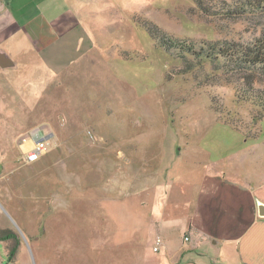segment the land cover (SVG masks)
Wrapping results in <instances>:
<instances>
[{"label":"rangeland","instance_id":"rangeland-1","mask_svg":"<svg viewBox=\"0 0 264 264\" xmlns=\"http://www.w3.org/2000/svg\"><path fill=\"white\" fill-rule=\"evenodd\" d=\"M0 1V264H169L205 174L264 179V75L211 50L264 37V0Z\"/></svg>","mask_w":264,"mask_h":264},{"label":"crops","instance_id":"crops-1","mask_svg":"<svg viewBox=\"0 0 264 264\" xmlns=\"http://www.w3.org/2000/svg\"><path fill=\"white\" fill-rule=\"evenodd\" d=\"M0 33L3 34L1 30ZM260 175L261 178L256 176L253 181H247L242 175H237L240 179L221 176L216 170L205 174L192 197L184 236L187 241L183 238L191 244L169 252L166 242L162 241L167 256L163 261L169 264H264V217L258 215V205H264V179ZM150 246L153 251V244ZM161 262L162 259L150 260V264Z\"/></svg>","mask_w":264,"mask_h":264},{"label":"trees","instance_id":"trees-1","mask_svg":"<svg viewBox=\"0 0 264 264\" xmlns=\"http://www.w3.org/2000/svg\"><path fill=\"white\" fill-rule=\"evenodd\" d=\"M196 3L197 5L202 4L201 1H197ZM259 4L260 3L256 0L246 1L245 3H240L239 6H237L238 11L234 12L235 14L237 13V15H239L244 13L248 8H260ZM211 50L213 53H215V58L220 57L225 60V63L229 67L227 70L229 73L233 71L238 74H245L246 77L244 76L243 80L246 82L250 81L252 78L250 75L251 71H258L261 73V75H264V37H259L247 44L236 43L233 41L231 43H227L226 45L218 44L216 46H212ZM246 73H248V75H246ZM7 240H10L9 231H0V241ZM17 247L18 245L16 242H14L12 246H8L6 256L10 261L14 259L17 252Z\"/></svg>","mask_w":264,"mask_h":264},{"label":"built area","instance_id":"built-area-1","mask_svg":"<svg viewBox=\"0 0 264 264\" xmlns=\"http://www.w3.org/2000/svg\"><path fill=\"white\" fill-rule=\"evenodd\" d=\"M20 149L22 156L27 163L37 161L46 150V142L44 140H34L30 137H23L20 141ZM187 241V238H184ZM162 244V239L156 237L153 243V251L158 252Z\"/></svg>","mask_w":264,"mask_h":264},{"label":"water","instance_id":"water-1","mask_svg":"<svg viewBox=\"0 0 264 264\" xmlns=\"http://www.w3.org/2000/svg\"><path fill=\"white\" fill-rule=\"evenodd\" d=\"M9 63H10V61L7 58L5 52L0 51V67H2V68H11V67H13V65L9 64ZM258 215L260 217H264V205H262V204L258 205Z\"/></svg>","mask_w":264,"mask_h":264}]
</instances>
